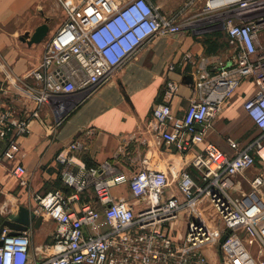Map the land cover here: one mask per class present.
Returning <instances> with one entry per match:
<instances>
[{
    "label": "built area",
    "instance_id": "built-area-1",
    "mask_svg": "<svg viewBox=\"0 0 264 264\" xmlns=\"http://www.w3.org/2000/svg\"><path fill=\"white\" fill-rule=\"evenodd\" d=\"M54 1L66 19L31 75L39 86L32 96L36 110L21 114L5 106L8 90L0 83V138L5 142L0 160L12 165L21 187L27 183L20 139L31 134L46 105L61 95L99 88L153 40L180 35L195 6L204 13L238 8L259 16L227 24V36L237 47L233 57L198 59L185 53L169 65V72L182 70L193 79L184 113H176L170 102L153 108L148 127L160 144L181 154L204 144L192 162L199 179L185 170L176 177L146 168L128 173L112 161L88 166L81 158L94 134L88 130L55 158L64 189L32 195V212L56 224L51 242L33 250L29 229L10 235L5 228L0 264H211L205 253L210 248L218 251L221 264H264L259 227L264 219V0H183L171 14L163 12L160 0ZM245 81L256 86L244 108L258 134L245 144L229 139L234 153L228 155L205 144L206 134ZM178 89L169 81L165 94L173 98ZM257 164L260 174L249 181L248 192L238 195L234 178ZM122 186L132 199L113 193ZM203 199L218 213L219 225L199 212ZM179 218L185 226L176 235L172 223Z\"/></svg>",
    "mask_w": 264,
    "mask_h": 264
},
{
    "label": "crops",
    "instance_id": "crops-1",
    "mask_svg": "<svg viewBox=\"0 0 264 264\" xmlns=\"http://www.w3.org/2000/svg\"><path fill=\"white\" fill-rule=\"evenodd\" d=\"M35 2L0 0V83H4L8 90L4 105L21 114L31 113L37 108L32 96L39 86L31 75L42 64L49 40L62 26L48 25L49 33L45 40L31 44L30 40L41 26L34 25ZM172 2L176 0L159 1L165 14H170ZM200 43L194 39L180 43L157 38L99 88L61 95L46 105L41 110V119L32 122L31 134L20 139V162L26 168L27 185L21 187L13 174L12 165L0 160V226L21 206L32 212L36 207L33 194L63 190L55 158L71 141L88 130H93L94 134L86 141V149L81 153L88 166L112 161L121 171L128 173L146 168L165 171L176 177L179 171L185 170L199 179L200 172L192 162L204 144L193 152L181 154L173 147L160 144L148 124L157 104L170 102L174 111L180 114L187 109L193 87L185 80V71L169 72L168 68L187 51L200 55ZM169 81L179 84L173 98L165 94ZM255 92L256 86L250 81H245L238 88L213 121L205 144H215L224 153L232 155L234 152L229 139L245 144L258 134L244 108L245 102ZM4 150L5 142L0 138V158ZM260 171L261 167L257 164L244 177L234 178L238 195L250 190L249 181ZM123 187V196L132 199L130 190L127 186ZM38 217L32 219L29 226L33 250L51 241L56 230L55 222L48 216L42 224H39ZM37 223L36 231H32ZM259 227L264 237V219ZM208 251L215 259L212 261V256H209L211 264H221L218 251L214 248Z\"/></svg>",
    "mask_w": 264,
    "mask_h": 264
},
{
    "label": "rangeland",
    "instance_id": "rangeland-1",
    "mask_svg": "<svg viewBox=\"0 0 264 264\" xmlns=\"http://www.w3.org/2000/svg\"><path fill=\"white\" fill-rule=\"evenodd\" d=\"M69 1H75V3H78L82 0ZM35 3L36 4L33 8V14L35 17L34 25H42L46 23L47 25L63 24L65 22L66 15L59 4L54 0H36ZM182 3L183 0L172 2L169 8L170 14L179 10ZM247 11L248 10L233 8L224 10L219 9L211 11L210 13H204L202 9L195 6L188 11L187 16L189 17L186 19L185 27L180 35L165 36L162 37V39L173 40L175 42L179 41L180 43L194 39L195 41L201 42L202 51L200 52V55H196L191 51H187L186 53H192L198 59L209 58L212 60H225L226 58L233 57L237 51L236 45L227 36L226 26L230 21L234 23H242L251 20L253 17L259 16L258 12ZM260 13L263 14L264 10ZM113 193L115 195H124V187L122 186L119 189H114ZM198 210L204 219L212 225L220 224V217L208 199L201 200L198 205ZM46 219V216L40 215L37 220L39 221V224H42ZM39 224L37 223L34 225L32 231H36L35 229ZM184 226V220L179 218V220L172 223V230L175 231V234L177 232L176 235H179L184 230ZM205 253L208 257L212 256L209 255L208 249ZM212 261H215L213 256Z\"/></svg>",
    "mask_w": 264,
    "mask_h": 264
},
{
    "label": "water",
    "instance_id": "water-1",
    "mask_svg": "<svg viewBox=\"0 0 264 264\" xmlns=\"http://www.w3.org/2000/svg\"><path fill=\"white\" fill-rule=\"evenodd\" d=\"M49 33V26L47 24H43L39 26L33 35L32 39L30 40L31 44H37L41 43L45 38L47 37ZM26 41L25 39H23ZM185 80L187 83L192 84L193 79L191 76H186ZM36 218V214L33 212H30L29 209H27L24 206H21L19 208V211L17 213L9 215L4 222L0 226V235L4 231L5 228H8L11 230L10 235H17L22 231H27L29 229V226L31 224V220ZM226 237H223L221 239V243L224 242ZM2 245V242H0V246Z\"/></svg>",
    "mask_w": 264,
    "mask_h": 264
},
{
    "label": "trees",
    "instance_id": "trees-1",
    "mask_svg": "<svg viewBox=\"0 0 264 264\" xmlns=\"http://www.w3.org/2000/svg\"><path fill=\"white\" fill-rule=\"evenodd\" d=\"M64 189V188H63ZM66 191H67V189H66ZM83 197H85V196H83Z\"/></svg>",
    "mask_w": 264,
    "mask_h": 264
}]
</instances>
